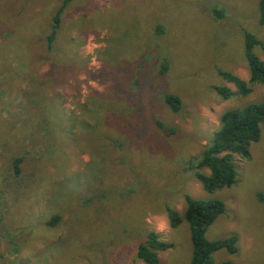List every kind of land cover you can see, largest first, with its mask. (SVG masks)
Masks as SVG:
<instances>
[{"label": "rangeland", "instance_id": "rangeland-1", "mask_svg": "<svg viewBox=\"0 0 264 264\" xmlns=\"http://www.w3.org/2000/svg\"><path fill=\"white\" fill-rule=\"evenodd\" d=\"M62 1L0 0V264H146L136 252L151 230L171 244L161 264H189V226L167 214L186 195L225 204L206 238L235 235L237 249L214 263L264 264V125L233 156L232 186L208 192L191 166L224 111L264 101L244 45L245 32L264 42L260 0H70L48 49Z\"/></svg>", "mask_w": 264, "mask_h": 264}, {"label": "trees", "instance_id": "trees-1", "mask_svg": "<svg viewBox=\"0 0 264 264\" xmlns=\"http://www.w3.org/2000/svg\"><path fill=\"white\" fill-rule=\"evenodd\" d=\"M70 0H63L61 5L52 16L50 33L46 37L47 48L51 49L60 24L61 13ZM217 14H220L217 12ZM259 23L264 26V0L259 1ZM161 31L159 27L157 29ZM245 54L250 71L249 82L264 85V61L253 51L259 45L264 53V42L257 40L250 32H245ZM167 68L164 62L161 64L160 72ZM222 77L236 87V92L246 96L251 92L248 82L239 76L225 70H219ZM215 90L222 97L228 99L233 91L228 87L215 86ZM163 101L173 110L178 111L181 107L179 97L173 93H165ZM264 125V101L253 102L242 108H233L224 111L219 117V126L213 133L211 142L204 148L201 157L192 168L198 169L195 177L201 182L204 190L212 192L217 188L230 187L236 182V170L233 156H249V147L252 142L259 140L261 126ZM24 154L15 157L13 170L16 174L20 171L19 164L24 159ZM207 168L208 173L201 172ZM256 197L259 202L264 203V193L258 192ZM225 210L222 200L213 199L203 201L190 195L185 196V207L180 214L177 210L167 208L168 220L171 227H177L185 220L190 230L191 257L189 264H216L212 261V254L220 249L229 253L236 252V236L230 235L224 238L209 240L206 238L207 228ZM58 217L54 216L48 224L54 225ZM170 243L161 240L159 234L151 230L146 238L137 247V258L146 264H161L158 256L159 251L166 250ZM217 264H233L229 260Z\"/></svg>", "mask_w": 264, "mask_h": 264}]
</instances>
